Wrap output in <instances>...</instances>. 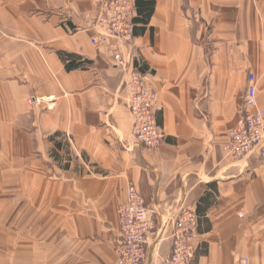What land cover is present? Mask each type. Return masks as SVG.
Instances as JSON below:
<instances>
[{"label": "crops", "instance_id": "0c3cea01", "mask_svg": "<svg viewBox=\"0 0 264 264\" xmlns=\"http://www.w3.org/2000/svg\"><path fill=\"white\" fill-rule=\"evenodd\" d=\"M100 1L0 0V264H116L129 184L156 218L143 264L169 256L182 208L206 221L190 264H264V163L225 149L249 74L264 107V0H156L136 24L122 54L157 93V150L135 142L124 76L91 43Z\"/></svg>", "mask_w": 264, "mask_h": 264}, {"label": "built area", "instance_id": "2783aa9c", "mask_svg": "<svg viewBox=\"0 0 264 264\" xmlns=\"http://www.w3.org/2000/svg\"><path fill=\"white\" fill-rule=\"evenodd\" d=\"M136 17V0H101L88 24L97 33L91 43L102 47L124 76L132 137L143 148L157 150L165 139L164 131L156 121L157 93L148 73L141 71L131 53L122 54L123 49H131ZM256 89V79L249 74L241 115L237 124L227 132L225 149L232 157L253 156L264 163V107L257 105ZM117 220L119 233L114 241L115 263L143 264L148 248L156 238V218L133 184L127 187L126 201L118 209ZM198 222L197 212L192 208H182L173 216L169 235L171 250L161 264H190L198 249ZM242 264H247V260Z\"/></svg>", "mask_w": 264, "mask_h": 264}, {"label": "trees", "instance_id": "16d2710c", "mask_svg": "<svg viewBox=\"0 0 264 264\" xmlns=\"http://www.w3.org/2000/svg\"><path fill=\"white\" fill-rule=\"evenodd\" d=\"M156 0H136V10H137V18L134 20L135 24L140 25L143 27L148 23L150 20V17L153 13L154 10V5H155ZM134 35H135V29H134ZM59 57L64 63L65 69L67 71H72L76 69H82L84 68V65L89 64L87 61L82 60L78 56H74L71 54H66V53H59ZM59 135H55L54 137H57ZM54 138H52L53 140ZM54 152L52 153V156L55 160L58 159L57 154L55 153L56 151H60L66 147V142H55L54 143ZM67 166H64L66 168ZM198 213V217L202 220L201 222L206 223L205 219L203 218V214L199 215V208L196 211Z\"/></svg>", "mask_w": 264, "mask_h": 264}, {"label": "rangeland", "instance_id": "374dc122", "mask_svg": "<svg viewBox=\"0 0 264 264\" xmlns=\"http://www.w3.org/2000/svg\"><path fill=\"white\" fill-rule=\"evenodd\" d=\"M8 181H9V184H8L9 186H14L16 183L15 179H11V180L8 179Z\"/></svg>", "mask_w": 264, "mask_h": 264}, {"label": "bare ground", "instance_id": "6f19581e", "mask_svg": "<svg viewBox=\"0 0 264 264\" xmlns=\"http://www.w3.org/2000/svg\"><path fill=\"white\" fill-rule=\"evenodd\" d=\"M256 91H257V89H256Z\"/></svg>", "mask_w": 264, "mask_h": 264}]
</instances>
